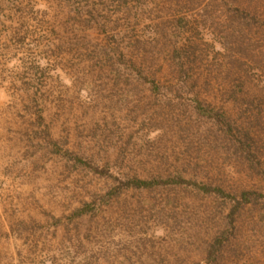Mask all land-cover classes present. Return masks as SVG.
<instances>
[{
    "label": "rangeland",
    "instance_id": "obj_1",
    "mask_svg": "<svg viewBox=\"0 0 264 264\" xmlns=\"http://www.w3.org/2000/svg\"><path fill=\"white\" fill-rule=\"evenodd\" d=\"M0 87V264H264V0H0Z\"/></svg>",
    "mask_w": 264,
    "mask_h": 264
},
{
    "label": "trees",
    "instance_id": "obj_2",
    "mask_svg": "<svg viewBox=\"0 0 264 264\" xmlns=\"http://www.w3.org/2000/svg\"><path fill=\"white\" fill-rule=\"evenodd\" d=\"M239 87H242L241 85H239ZM196 109L197 112L203 116L204 118H208L209 120H213L215 122V124L218 125V123H220V127H219V133H220V138H222L224 141L226 142H230L233 143V145H235L247 158L249 161H254L255 160V155L250 151L254 141L252 140L251 136L247 135V137H241V136H235L233 135L235 132V127H234V123H231V121L229 120L228 117H226L225 114H222L221 112L214 110L208 106L202 105V103H198L196 105ZM186 180H184L182 178V176H175V178H171V179H167V180H140V179H132L129 180L128 182H126L123 185H132L134 187L137 188H143V187H152L154 185H156L157 183H163L166 182L168 184L170 183H181V182H185ZM125 182V181H123ZM197 187H199L200 189H204L205 192H216L218 196H223V197H227L226 193L224 192V190L220 187H213L204 184V186H200L198 185V183H195ZM229 197H233L231 195H229ZM241 199L246 200V201H252V193L251 192H242L240 195ZM235 198V197H234ZM80 213V212H79ZM82 213V212H81ZM80 213V214H81ZM216 251V247L214 246L212 249H210V253L212 252V254Z\"/></svg>",
    "mask_w": 264,
    "mask_h": 264
},
{
    "label": "crops",
    "instance_id": "obj_3",
    "mask_svg": "<svg viewBox=\"0 0 264 264\" xmlns=\"http://www.w3.org/2000/svg\"><path fill=\"white\" fill-rule=\"evenodd\" d=\"M9 94V93H8ZM7 94L6 87H0V108L6 107L10 96Z\"/></svg>",
    "mask_w": 264,
    "mask_h": 264
}]
</instances>
